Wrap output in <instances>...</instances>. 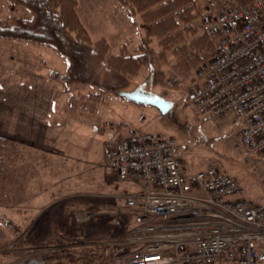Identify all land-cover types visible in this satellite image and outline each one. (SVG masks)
<instances>
[{
  "label": "built area",
  "instance_id": "2783aa9c",
  "mask_svg": "<svg viewBox=\"0 0 264 264\" xmlns=\"http://www.w3.org/2000/svg\"><path fill=\"white\" fill-rule=\"evenodd\" d=\"M200 29L216 35L214 49L186 99L199 114L241 120L240 143L264 166L262 0H207ZM182 157L175 137L153 131L130 132L106 147L116 179L141 187L124 199L132 225L112 244L120 264H264V203L242 196L237 178L216 164L188 172ZM92 216L81 211L74 220ZM49 249L31 247L12 264H46Z\"/></svg>",
  "mask_w": 264,
  "mask_h": 264
},
{
  "label": "rangeland",
  "instance_id": "374dc122",
  "mask_svg": "<svg viewBox=\"0 0 264 264\" xmlns=\"http://www.w3.org/2000/svg\"><path fill=\"white\" fill-rule=\"evenodd\" d=\"M206 1L194 0L199 15L206 6ZM220 1L222 2V0ZM7 4L6 0H0V17L6 18L10 14L29 15L25 8L18 7L11 11ZM262 4L264 7L263 0ZM76 10L91 39L94 41L102 37L108 44L104 56L95 54L88 60L93 76L87 78V80H97L101 88L106 90L105 93L99 91L104 99L94 101L105 103L104 105H95L87 111L86 104L89 103H81L78 97L72 103L61 98L55 101L54 106L65 110V119L68 122L80 120L83 125L78 134L80 140L76 142H70L69 131L65 129L63 135L70 145L65 150L68 154L62 158L64 161L62 163L66 169L65 174L71 173L76 170L74 162H78L82 155L85 161L91 162L88 166L95 168V172L103 171L105 167L106 175L108 174L109 177L104 182L100 179L102 181L100 186L104 187L103 190L99 188L94 191H67L66 194L62 192L64 193L62 195L68 196V198H74V195L77 198L78 194H80V198L78 201H65L64 204L61 202L57 207L59 210L62 208L59 213L48 197L27 196L32 191L28 188V182L33 181L35 177L38 178V174L27 173L25 170L27 168L23 165V173L21 174L18 168L15 179H13L16 170L13 164L12 172L9 173L11 176L8 177L10 180L8 183H2V193H0V264H12L26 254L31 245L24 239L33 228L39 237L50 234L57 235L59 232L72 236L75 234L82 237V242L89 240L96 244H102L103 249L106 247L109 250L112 244L122 239L132 225V218L122 202L124 195L134 193L140 187L133 181L115 178L114 171L105 159L106 148H103V141L112 137L114 129L108 123L104 126L101 134L96 133L95 127L101 125V119H107V122L125 123L121 130L123 135L129 131H153L175 137L182 148L183 167L188 172L214 163L221 170L237 178L242 196L254 202L264 203V166L256 162L254 156L240 143L242 121H235L231 113L218 118L208 116V114H199L186 99V92L198 83L197 72L207 60L197 63L190 69L188 75L182 76L171 67L175 62V57L171 51H168L165 59H161L163 61L158 64L160 70L163 71L166 85L159 84L154 87L144 83L149 74L146 66L141 67L131 76L116 75L107 69L105 59L110 55H118L121 44L124 43L127 44L124 51L134 52L146 32L144 22L140 19L139 14L135 15L136 22H133L129 12L124 10L116 0H93L92 2L77 0ZM41 47L38 54H32L33 56L30 55L32 50L28 52L27 56L22 54L24 59L14 64L16 68L8 66L7 69L11 67L15 73L12 72L7 80H60L53 74L56 72L62 74L66 70V60L53 49L43 45ZM212 48H214V44ZM0 65L3 70V64ZM15 69L16 71H14ZM2 78L6 80L4 77ZM53 85L63 86L56 81ZM136 86L171 100L173 107L166 114H161L152 106L135 104L120 95V91H131ZM65 87L68 93L84 95L89 94L90 91L91 93L96 92V89L86 82H71ZM90 101L93 102V100ZM22 151L23 149L20 152L22 153L20 160L24 159V151ZM19 165H21V161ZM56 167L55 165L48 166L49 170ZM18 175L19 179H17ZM32 192H38V189ZM84 194L85 196H82ZM43 202L45 203L42 204ZM49 202L52 203L50 207L52 211H49V214L48 212L47 214L42 213L40 210ZM83 209L95 211V213L88 221H75L74 215ZM35 218L38 221L34 227H31V220ZM7 219L10 223H6ZM115 220H119L118 224L115 223ZM43 239H39L38 242L41 243ZM121 258L122 254L115 256L110 249L105 252L104 257L99 259L100 262H104L103 264H120ZM66 264L71 263L66 262Z\"/></svg>",
  "mask_w": 264,
  "mask_h": 264
},
{
  "label": "trees",
  "instance_id": "16d2710c",
  "mask_svg": "<svg viewBox=\"0 0 264 264\" xmlns=\"http://www.w3.org/2000/svg\"><path fill=\"white\" fill-rule=\"evenodd\" d=\"M6 1L11 11L23 7L28 10L29 15L10 14L6 18L0 17V38L43 45L53 49L67 62L66 70L62 74L57 72L53 74L60 79L54 81H58L64 86L71 82H86L96 89V92L79 94L81 97L93 101L104 99L101 93H105L106 90L101 88L100 83L97 80H87L88 77L93 76L88 60L95 54L104 56L108 44L102 37L94 41L91 39L77 14V0ZM116 1L129 12L133 22H136L135 15L139 14L146 26V32L134 52L124 51L127 46L124 43L121 44L122 51L120 50L118 55H110L105 59L107 69L116 75L131 76L141 67L146 66L149 74L144 80L145 84L150 87L159 84L166 85L163 71L160 70L158 64L165 59L168 51H171L175 57V62L171 67L182 76L188 75L193 66L209 60L212 56L214 49L212 46L216 35H209L200 29L201 15L195 8L194 0ZM251 2L252 0H222L225 5L247 6ZM156 47L158 48L156 49ZM110 124L115 127L117 132L124 126L117 122ZM100 129L102 128L98 130ZM123 136L122 133H117L114 137L115 140L111 143L118 141ZM18 154L19 147L16 142L0 137V193H2V183H8L10 180L9 173L12 172ZM6 223H10L8 219ZM42 238H44L43 241L39 243V239ZM24 240L31 247H50L43 254L46 264H66V262L103 264L104 262H100L99 258L104 257L105 252L113 248L111 245L109 250L106 247L103 249L102 244H96L89 240L82 242L81 236L75 234L72 236L64 232L39 237L34 228L30 233H27ZM222 264L236 263L230 261Z\"/></svg>",
  "mask_w": 264,
  "mask_h": 264
},
{
  "label": "crops",
  "instance_id": "0c3cea01",
  "mask_svg": "<svg viewBox=\"0 0 264 264\" xmlns=\"http://www.w3.org/2000/svg\"><path fill=\"white\" fill-rule=\"evenodd\" d=\"M89 1L92 2L93 0ZM117 11L119 12L118 8ZM41 46L23 41L0 38V64L2 63L4 68L2 70L0 65V137L16 142L19 147L18 157L14 161L16 170L14 172L15 174H13V179H15L18 168L21 174L23 173V165L26 166L27 169L25 170L27 173L38 174V178L35 177L33 181H29L31 184L28 182L29 190L33 191L38 189V192L33 193L31 191L30 195L27 196L37 197L42 195L52 200L53 204L49 202L40 210L44 214H47V212L49 214V211H52L50 209L52 205L56 206L55 210L58 212L59 209L57 207L61 202V204H64L65 201H78V198H80V194L76 195L78 196L77 198H75V195L74 198H68V196L62 195L65 192L94 191L99 188L103 190L104 187L100 186V182H104L109 176L108 174L106 175L105 167L103 171L98 170L100 172L99 176V172L94 171L95 168L88 166L91 162L85 161L82 155L81 159H78V162H74V168L76 170L65 174L66 169L63 167L64 161L62 158L68 154L65 150L70 145L69 143L80 140L78 134L81 132L83 125L80 120H70L68 122L65 119V110H60V107L54 106L55 101L59 98L72 103L78 97L81 103H89L86 104V110L89 111L95 105H104L105 102H91L89 99L82 98L78 93H68L62 83V87L53 85L54 80H7L13 72L11 67L10 69H7V67H15V63L24 59L22 54L27 56L31 50L30 55L38 54L39 49L42 48ZM2 77L6 80H3ZM56 82L60 83L58 81ZM91 104L94 106H90ZM111 122H107V119H101V125L95 127L96 133L101 134L104 126ZM122 124L125 125V123ZM99 128L102 129L98 130ZM112 128L114 129L112 137L109 140L103 141L104 149L115 140V135L119 132L121 133L122 130L121 128L117 132L115 127L112 126ZM65 129L69 131L70 142L63 135ZM21 149L24 151L23 160H20L22 154L20 153ZM20 161L21 165H19ZM49 165H55L57 167L49 170ZM33 174L28 175L32 176ZM19 177L18 175L17 179ZM140 190L141 187L136 192ZM82 196H85V194ZM125 196L123 198V204ZM61 211L62 208H60L59 213ZM89 212L95 213V211L93 212L91 210ZM37 221V218L31 220V227H34Z\"/></svg>",
  "mask_w": 264,
  "mask_h": 264
},
{
  "label": "water",
  "instance_id": "95a60500",
  "mask_svg": "<svg viewBox=\"0 0 264 264\" xmlns=\"http://www.w3.org/2000/svg\"><path fill=\"white\" fill-rule=\"evenodd\" d=\"M120 95L129 101L152 106L161 114H166L173 107V102L171 100L155 92L144 90L140 86H136L131 91H120Z\"/></svg>",
  "mask_w": 264,
  "mask_h": 264
},
{
  "label": "bare ground",
  "instance_id": "6f19581e",
  "mask_svg": "<svg viewBox=\"0 0 264 264\" xmlns=\"http://www.w3.org/2000/svg\"><path fill=\"white\" fill-rule=\"evenodd\" d=\"M158 94V93H157ZM158 95H160V94H158ZM161 96V95H160ZM135 103V102H134ZM139 104V103H138ZM143 105V104H142Z\"/></svg>",
  "mask_w": 264,
  "mask_h": 264
}]
</instances>
